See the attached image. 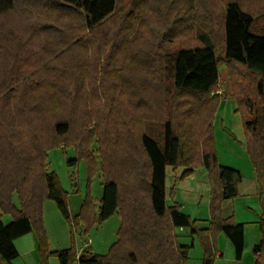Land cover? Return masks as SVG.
I'll return each instance as SVG.
<instances>
[{
	"label": "rangeland",
	"instance_id": "rangeland-1",
	"mask_svg": "<svg viewBox=\"0 0 264 264\" xmlns=\"http://www.w3.org/2000/svg\"><path fill=\"white\" fill-rule=\"evenodd\" d=\"M239 1L248 10H264V0ZM33 2L15 0L14 9L0 16V120L11 122L8 131L1 135L2 141L7 142L6 146L13 144L23 148L22 152L28 155L34 153V144H38L42 136L40 131L47 130L54 121L41 110V94L36 93L40 92L37 91L40 86L43 87L41 92L48 90L51 78L47 71L52 68L63 82L62 88L55 86L52 92H57L56 95L70 104L68 116L62 120H68L74 128L71 131L79 133L82 139L92 137L89 149L96 168L90 175L86 159L79 158L75 148L60 145L47 152L46 169L55 173L66 193L71 216L79 215L84 206L89 215L97 212L106 182L105 173L101 171L99 143L106 141L104 135L107 141H113L110 138L116 132L111 133L110 129L122 125L120 129L134 135L138 127L141 130L149 124L156 134L161 128L157 121L164 116L175 117L179 112L189 133L195 137L200 100L177 93L165 71L157 78L161 70L155 72L154 50H159L163 43L162 51L168 58L178 47L196 43L202 32H207L220 46L221 13L226 0H145L144 6L140 0H117L114 13L101 28L107 40L94 38V42L91 36L85 46L80 45V41L86 42L88 32L76 30L77 19L60 17L56 10L44 11ZM183 16L186 20L190 16L189 26L179 22ZM260 25L264 26V22ZM172 38L171 42L167 41ZM218 73L217 98L211 117V144L216 164L238 170L241 177L246 178L253 168L245 143L243 115L231 91H243L257 112H264V100L255 94L254 79L241 70H234L230 75L225 66L220 65ZM231 78L239 83L238 88L234 83L236 89H231ZM189 139L190 134L187 144ZM117 154L116 151L111 159H123ZM4 184L0 179L3 192L9 190ZM165 189L166 207L176 205L190 220L197 222L198 229V222L209 219L211 183L201 162L193 167L167 166ZM10 200L12 206L19 209L17 192L10 191ZM41 206L45 234L58 248L73 247L80 252L90 247L96 256H103L108 252L107 246L118 240V215L102 223L90 221L88 226L90 218L86 220L83 216L79 229H72L53 201L46 199ZM0 220L7 225L11 217L1 215ZM185 231L190 238L177 236V241L191 245L188 264H202L200 236Z\"/></svg>",
	"mask_w": 264,
	"mask_h": 264
},
{
	"label": "trees",
	"instance_id": "trees-1",
	"mask_svg": "<svg viewBox=\"0 0 264 264\" xmlns=\"http://www.w3.org/2000/svg\"><path fill=\"white\" fill-rule=\"evenodd\" d=\"M140 3L144 6L145 0H140ZM33 4L47 12L56 10L60 17L77 19L76 30L88 32L86 42L80 41V45L85 46L91 36L93 41L94 38L107 40L101 28L114 13L117 0H34ZM14 7L15 0H0V16ZM179 22L189 26L192 20L190 16L187 20L183 16ZM261 22H264V10H248L239 0H226L221 13L220 46L207 32H202L198 34L196 43L178 47L168 58L162 51L163 43L159 50H154L155 72L161 70L157 78L166 72L177 93L200 100L196 135L194 137L189 133L190 129L179 112L175 117L164 116L157 121L161 128L156 130V134L149 124L141 130L138 127L134 135L120 129L122 125L110 129L111 133L116 132L110 138L113 141H107L104 135L106 141L99 143L101 171L105 173L106 182L97 212L89 215H86L84 206L79 215L71 216L66 193L61 189L55 173L46 169L47 152L60 145L75 148L78 157L86 159L90 175L96 168L89 149L92 137L82 139L79 133L71 131L74 128L68 120H62L68 116L70 104L56 95L57 92L53 93V87L62 88L63 82L56 71L49 69L47 74L51 81L47 85L48 90L41 92L43 87L40 86L37 89L40 92L36 93L41 94V110L54 121L47 130L40 131L42 136L38 144H34L32 155L23 153V148L17 145L6 146L7 142L2 141L1 135L8 131L11 122L0 120V179L4 180V187L9 188L5 192L0 190V217L5 214L11 217L7 225L0 220V264H11L18 256L14 241L30 233L36 238L39 264H48L50 257L56 258L58 264H188L191 245L178 243L177 230H189L190 235L200 236L202 264H213L215 242L219 235L228 240L235 260L239 261L244 245L243 226L235 224L232 216L223 218L222 203L237 196L242 177L238 170L216 164L211 144V117L217 98L220 65H224L230 75L234 70H241L244 75L253 78L255 94L258 99L264 100V26L260 25ZM174 38L167 41L171 42ZM230 83L232 90L238 88L239 83L232 78ZM231 94L237 99L238 111L243 115L245 143L262 210V236L259 244L252 248V253L257 257L255 264H264V112H257L243 91L233 90ZM61 110H64L63 113ZM189 134L191 141L187 144ZM114 151L123 159H111ZM111 152L114 153L109 154ZM200 162L207 170L211 183L209 219L205 229H198L195 220H190L176 205L166 207L165 202L166 167L181 164L193 167ZM10 191L18 193L19 209L11 204ZM46 199L55 203L72 229H79L81 218H90L88 226L90 221L102 223L117 214L120 218L117 242L103 256L93 255L90 247L80 252L73 247L49 252L42 225L41 205Z\"/></svg>",
	"mask_w": 264,
	"mask_h": 264
},
{
	"label": "crops",
	"instance_id": "crops-1",
	"mask_svg": "<svg viewBox=\"0 0 264 264\" xmlns=\"http://www.w3.org/2000/svg\"><path fill=\"white\" fill-rule=\"evenodd\" d=\"M237 192L238 194L235 198L226 200L222 203V216L223 218H229L232 216L235 224L243 226L244 245L242 257L239 261H236L230 243L223 235H219L215 242L216 252L213 264L256 263L257 257L252 253V248L259 244L261 240L260 219L262 216V210L259 202V189L255 180L254 170H252V173L249 174L248 177H242ZM49 209H51V207H49ZM116 215L117 214H114L113 216ZM207 221V219H204L198 222L200 229H205L207 227ZM44 230L46 232L45 225ZM178 232L179 233H177L176 236H185L187 239L190 238L185 230H178ZM46 236L49 252L53 253L65 250L64 248L66 246H60V248H58L57 244H55L48 235ZM14 246L17 250L18 256L11 261V264H39L37 242L32 233L16 239L14 241ZM110 246L111 244L107 246V251ZM106 254L107 252H105L104 255ZM93 255L95 254L93 253ZM48 264H58V261L56 258L50 257L48 259ZM73 264L77 263L74 262Z\"/></svg>",
	"mask_w": 264,
	"mask_h": 264
}]
</instances>
